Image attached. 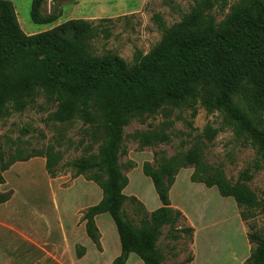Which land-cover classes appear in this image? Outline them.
Segmentation results:
<instances>
[{
  "label": "trees",
  "instance_id": "trees-1",
  "mask_svg": "<svg viewBox=\"0 0 264 264\" xmlns=\"http://www.w3.org/2000/svg\"><path fill=\"white\" fill-rule=\"evenodd\" d=\"M44 2H33L32 15L37 24L52 23L58 18L57 10L42 13ZM212 8V0H194L191 10L170 27L156 16L162 29L160 42L146 55L137 52L134 63L129 64L112 51L92 53L96 38L111 37L107 26L82 19L69 20L28 35L20 26L13 3L0 0V120L13 110L23 111L27 94L43 91L58 102L54 116L57 120L79 117L86 124L104 128L99 153L76 159L70 166L74 169L73 178L83 176L102 190L100 202L88 207L81 221L85 223L87 236L102 252L96 217L106 213L111 216L121 245L120 254L111 264H126L132 254L144 264H166L160 247L165 228L172 240L188 237L193 241L195 229L179 225L184 216L171 200V189L183 169H194L190 176L193 183L216 188L222 197L233 198L243 221L255 219L263 209L248 185L253 177L250 169L241 172L239 180L232 183L222 168L205 161L203 142L185 153L170 158L156 155L154 164H143V173L152 180L161 203L156 210L149 212L136 197L124 193L129 178L119 160L126 154L122 150L125 127L133 118L169 115V108L190 109L193 117L199 106L208 112H221L237 133L247 136L259 161L264 162V99L259 96L264 94V0H241L220 21L212 14ZM104 21L107 20L101 23ZM207 76L217 90L212 96L195 89ZM237 93L244 94L249 113L234 103L233 96ZM204 135L212 141L216 130L208 127ZM136 137L141 149L170 141L167 134L158 131H142ZM38 156L46 158L51 178L62 173L55 167L57 157L52 152L7 161L0 148V184L6 182L4 173L14 163ZM260 165L257 163L255 168ZM12 196L11 190L0 192V205ZM127 203L137 212L135 222L126 215ZM248 239L254 249L243 264H264V234L252 226ZM86 251L85 246L77 245V258H83ZM193 260L190 256L186 264Z\"/></svg>",
  "mask_w": 264,
  "mask_h": 264
},
{
  "label": "rangeland",
  "instance_id": "rangeland-1",
  "mask_svg": "<svg viewBox=\"0 0 264 264\" xmlns=\"http://www.w3.org/2000/svg\"><path fill=\"white\" fill-rule=\"evenodd\" d=\"M9 1L15 7L21 28L28 35L50 30L69 20L82 19L107 26L111 37L105 39L101 35L96 38L92 42V53L101 55L112 51L129 64L134 63L137 52L146 55L160 42L162 29L155 20L156 16L170 27L180 22L182 16L194 5V0H45L41 8L42 13L47 15L57 10L58 18L52 23L37 24L32 15L35 0ZM212 1V14L216 16L217 21L223 20L231 7L241 2ZM101 20L107 21L101 23ZM244 83L246 87L250 86L247 80ZM195 89L205 96H212L217 92L210 76L197 83ZM259 96L264 99V94L259 93ZM233 99L239 108L249 113L244 94L237 93ZM24 102L26 105L23 111L13 110L10 115L0 120V148L5 154V159L8 161L10 158H26L38 153L44 156L50 152L56 154L55 167L62 171L55 178L56 186L60 193L61 190H69L72 199L67 209L72 212L73 208L78 206L77 216L83 215L89 206L102 199V190L83 176L73 178L74 169L70 163L99 153L105 138L104 128L86 124L79 117L67 121L57 120L54 116L59 108L58 102L54 96L43 91L27 94ZM169 111V115L159 113L146 116L144 120L133 118L125 127L122 150L125 149L126 154H122L119 160L123 173L129 178V185L124 193L136 197L149 212L159 208V198L152 180L143 173V164H154L156 155L158 158H170L185 153L199 142L204 143L205 161L222 168L232 183L239 180L241 172L250 169L253 177L248 185L263 206L255 219L243 221L233 198L222 197L216 188L193 183L190 176L194 169L190 167L180 171L171 198L173 206L183 213L185 219L179 225H196L199 229L198 241L195 242V237L192 242L188 237L179 241L172 240L168 237V228L164 229V235L160 239L166 264H186L190 256L194 257L191 264H243L254 249V244L248 239L252 226L264 234V162L259 161V156L247 136L237 133L229 119L221 112H208L202 106L198 107L195 117L192 116V110L186 108H169ZM261 124L259 123V126L263 128ZM208 127L216 130L212 141H208L204 135ZM142 131L167 134L170 141L141 149L136 136ZM34 158L44 159L46 164V158L38 156L31 159ZM20 162L22 161L17 163ZM257 163L261 165L255 168ZM11 191L14 195V190ZM58 197L61 200L63 196ZM125 210L128 218L135 222L138 215L134 207L127 203ZM19 214L24 216L20 218L27 217L23 213ZM30 214L33 218L34 214ZM107 218L99 220L103 251H98L87 237L86 241L92 245V251L84 264H106L112 257L120 254L121 245L116 226L109 215ZM81 223V219L77 221L78 226ZM126 264L144 263L133 255Z\"/></svg>",
  "mask_w": 264,
  "mask_h": 264
},
{
  "label": "crops",
  "instance_id": "crops-1",
  "mask_svg": "<svg viewBox=\"0 0 264 264\" xmlns=\"http://www.w3.org/2000/svg\"><path fill=\"white\" fill-rule=\"evenodd\" d=\"M4 177L6 182L0 184V192L13 189L14 195L0 205V264H84L92 245L86 241L89 237L85 233V223L77 225L83 215L77 216L78 206L72 212L67 209L72 199L69 190H61L60 193L56 179L51 178L46 170L44 159L16 162L12 169L4 173ZM59 195L63 196L61 200ZM31 212L35 215L33 218ZM19 213L28 218H20L24 216ZM107 215L96 217L100 232L99 220L107 218ZM22 219L27 221H20ZM194 227L197 243L199 229L196 225ZM77 245L87 249L81 259L76 256ZM115 258L112 257L106 264H111Z\"/></svg>",
  "mask_w": 264,
  "mask_h": 264
}]
</instances>
